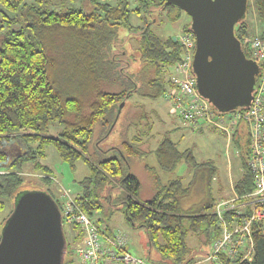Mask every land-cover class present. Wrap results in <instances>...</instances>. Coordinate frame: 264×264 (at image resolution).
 Here are the masks:
<instances>
[{
    "label": "trees",
    "instance_id": "1",
    "mask_svg": "<svg viewBox=\"0 0 264 264\" xmlns=\"http://www.w3.org/2000/svg\"><path fill=\"white\" fill-rule=\"evenodd\" d=\"M22 1L0 0L1 22L9 25L0 33V165L3 166L0 167V207H4L3 200L13 204L21 190L23 165H29L32 172H40L44 185L50 184V167L40 159L45 156L46 147L52 145L71 167L77 160L87 166L88 174L79 181L81 192L72 201L103 226L106 234H113L108 222L113 209L110 206L120 203L127 223L144 228L148 245L158 253L157 264H190L192 257H186L188 232L198 239L204 235L205 244L213 243L221 234L214 210L218 200L214 201L208 193L198 205L182 208L181 199L189 186L176 178L161 184L155 178L153 195L144 201L139 198L141 182L131 170L129 159L141 154L143 137L151 133L152 124L144 114L138 113L133 122L143 129L139 128L130 140L111 147L119 155L93 158L90 153L95 127L114 128L120 117V102L127 103L134 94L151 99L164 96L172 85L167 71L181 58L179 41L173 36L160 37L150 29L149 21L133 31L127 24L129 10L124 1L110 4L91 0L89 11L44 10L34 4L22 5ZM148 2L147 18H156L152 12L159 11L175 21L183 11L165 0ZM252 2L257 17L264 23V0ZM5 10L18 13L24 24L12 28L14 17L10 18ZM121 26L130 30L127 37H118ZM181 30L190 32L189 22ZM235 34L240 40L249 34L245 18L235 24ZM130 35L138 41L136 52L140 56V66L134 71L130 69V53L123 46ZM260 35L264 39V28ZM243 49L250 57L249 49L246 46ZM129 106L127 103L126 107ZM51 124L60 126L55 135L49 134ZM231 144L241 169L231 189L245 195L252 191L254 177L248 166L249 132L242 121L233 132ZM150 152L162 170L171 171L184 161L196 171L202 169L208 179L216 171L210 161L198 163L190 147L180 148L166 134ZM43 190L62 209V201L55 193L48 187ZM234 213L233 210L224 215L231 218ZM64 225L75 234L73 239L68 238L64 231L63 262L75 264V250L82 245L84 232L77 223ZM251 230L254 245L251 260L221 253L216 264H264L261 223L253 222Z\"/></svg>",
    "mask_w": 264,
    "mask_h": 264
},
{
    "label": "rangeland",
    "instance_id": "2",
    "mask_svg": "<svg viewBox=\"0 0 264 264\" xmlns=\"http://www.w3.org/2000/svg\"><path fill=\"white\" fill-rule=\"evenodd\" d=\"M106 1L110 4H115L119 1H124L129 10L128 22L133 31L136 28L144 27L145 23L149 21L150 29L156 32L160 37L166 38L173 36L178 38L183 32L182 26L190 21V17L185 11H181L180 17L175 20H169L165 13L159 11L152 12L156 18H147L150 15L147 11L148 0H99ZM155 0H153L154 2ZM23 4H34L44 10L64 11L69 8L83 9L89 11L92 8L91 0H23ZM245 15V20L249 25V34L261 32L264 28V23L257 17L254 4L252 0H248V6ZM0 8V16L2 15ZM7 15L14 17L12 28H19L24 23L21 18H18V13L5 10ZM149 17V16H148ZM8 24L1 22L0 19V33L7 29ZM130 30L127 26H121L118 29V37H127ZM130 35L127 43H124L125 49L130 53L132 59L130 69L136 70L140 66V56L136 52L138 41ZM129 69V70H130ZM174 74V68L170 67L167 71L168 78ZM171 83V82H170ZM168 88V87H167ZM165 95V94H164ZM130 105L126 107V104ZM123 104L119 110L120 117L114 128L96 126L94 129V145H91V157L104 158L111 155H119V152L112 149V146L118 145L123 140H130L132 135L138 129H143V126H136L133 124L138 113L144 114L147 122L152 124L151 133L144 136L143 142L140 145L141 154L131 157L129 165L131 170L137 175L141 182V189L139 198L144 201L150 198L155 190V178H158L157 183H167L171 179H180L184 186H189L187 194L181 199L182 208L186 209L190 206L198 205L207 196L211 194L214 201L218 202L221 198H228L231 194V186L234 181L240 176L241 169L239 164V157L233 151V146L230 142L227 143L226 134L214 129L213 127H203L197 130H192L187 124L177 116L173 110L171 102L164 96L156 99L146 98L141 95L134 94L128 102ZM125 105V108H124ZM132 106L134 108H132ZM230 113L225 114V119H228ZM132 125H129V124ZM60 128L57 124H51L49 127V134L55 135ZM223 133V134H222ZM169 135L170 138L176 141L180 148L190 147L193 150L194 156L198 163L210 161L215 167L216 171L211 179L205 175L202 169L196 171L194 168L184 161L176 164L173 170H162L156 164V157L154 153L150 152L159 140L164 135ZM148 149V151H146ZM114 150V151H113ZM45 156L40 159L41 163L50 167L49 176L51 177L50 184H43L40 179V172H32L29 165H23V180L24 184L20 191L50 188L61 201L62 193L65 192L67 196L74 197L81 192L79 181L88 174V168L82 160H77L73 167L68 161L63 160L57 149L48 145L45 149ZM0 167H3L0 165ZM60 194V195H59ZM61 197V198H60ZM4 207H0V232L3 226V221L9 215L12 209V202L3 200ZM110 206L113 209L108 222L113 230V235L122 233L126 235L128 240L127 250L134 256H138L149 261L150 264H157L159 259L158 253L154 248L148 245L147 234L143 227L130 226L120 203H113ZM99 215H102L100 213ZM66 235L73 239L74 231L68 225H64ZM214 231V230H213ZM204 236V235H203ZM200 239L193 232H188L186 235V243L188 246V253L186 257L191 258L190 264H216L215 261L207 260L206 253L211 250V242L204 243V237ZM70 238V239H71ZM207 251V252H206ZM73 262L76 261L74 260Z\"/></svg>",
    "mask_w": 264,
    "mask_h": 264
},
{
    "label": "built area",
    "instance_id": "3",
    "mask_svg": "<svg viewBox=\"0 0 264 264\" xmlns=\"http://www.w3.org/2000/svg\"><path fill=\"white\" fill-rule=\"evenodd\" d=\"M176 39L182 47L181 58L173 67L175 75L170 78L172 85L164 97L171 102L177 116L192 130L207 126L225 133L227 143H231L233 132L242 121L247 125L250 138L248 166L254 177L253 189L245 195L231 189V196L217 203L214 210L221 234L213 241L206 259L218 263L219 255L224 253L229 257L240 255L239 260H251L254 250L251 224L260 222L264 234V39L255 33L240 40L260 70L255 77L250 105L227 112L230 113L228 119H225L226 113L217 112L197 91L196 78L191 71L195 50L193 33L181 32ZM65 195L67 193L63 192L62 198ZM62 198V225L77 223L84 232L83 243L75 250L76 264H150L128 252L126 235L106 234L105 228L79 210L71 197ZM233 210L234 215L226 218L224 214Z\"/></svg>",
    "mask_w": 264,
    "mask_h": 264
},
{
    "label": "water",
    "instance_id": "4",
    "mask_svg": "<svg viewBox=\"0 0 264 264\" xmlns=\"http://www.w3.org/2000/svg\"><path fill=\"white\" fill-rule=\"evenodd\" d=\"M190 17L195 37L191 71L198 93L219 113L247 107L258 63L246 56L235 24L248 0H165ZM176 39V37H174ZM123 101L120 102V108ZM66 238L60 208L43 189L19 191L0 232V264H64Z\"/></svg>",
    "mask_w": 264,
    "mask_h": 264
},
{
    "label": "crops",
    "instance_id": "5",
    "mask_svg": "<svg viewBox=\"0 0 264 264\" xmlns=\"http://www.w3.org/2000/svg\"><path fill=\"white\" fill-rule=\"evenodd\" d=\"M226 198V197H225ZM221 199H224V198H221Z\"/></svg>",
    "mask_w": 264,
    "mask_h": 264
}]
</instances>
